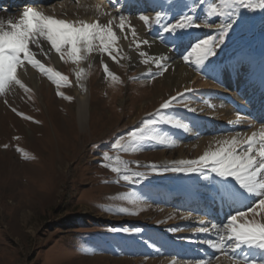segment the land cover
I'll use <instances>...</instances> for the list:
<instances>
[{
    "label": "rangeland",
    "instance_id": "374dc122",
    "mask_svg": "<svg viewBox=\"0 0 264 264\" xmlns=\"http://www.w3.org/2000/svg\"><path fill=\"white\" fill-rule=\"evenodd\" d=\"M27 1L19 0L17 5ZM80 2L107 7L112 3L48 0L43 5L66 3L76 10ZM219 2L205 0L201 5L199 0H172L165 7L162 24L176 23L182 14H189L201 27L164 33L153 21L151 27L144 25L136 32V40L142 34L149 43L126 51L120 48L116 61L94 51L87 60L73 64L62 61L46 41L41 40L43 52L32 46L37 58L66 75L70 84L58 89L28 65L18 69V78L30 91L13 84L0 94V264H231L205 241L217 240L212 225L227 222L236 210H244L247 201L224 196L220 178L207 170L188 174L162 170L174 161L198 158L205 151L200 148L204 142L237 133L251 135L264 125V91L256 81L253 53L264 47V9H240L210 62L197 68L191 62L194 57L187 64L183 60L199 40L218 38L215 27L203 24L205 19L213 24L226 22L223 17L206 16L209 5ZM3 14L0 11V19ZM128 35L132 37L130 31ZM159 41L172 53L163 62V74L152 70L146 52ZM139 50L147 55L141 56ZM102 64L118 79L107 77ZM78 66L85 70L82 76L90 86L92 103L83 129L78 125L74 86ZM179 67L193 73L188 82L182 80L186 70L180 72ZM25 69L30 70L29 76ZM58 91L72 99L62 98ZM178 93L183 97L161 111L186 124L188 130L160 123L151 133L164 136L172 146L145 140L135 151L112 149L117 138L127 139L130 131ZM104 152L111 161L103 159ZM116 157L126 161L131 172L145 175L124 181L123 171L104 166L122 167ZM151 164L160 171L153 172L147 167ZM120 208L129 212H119ZM248 218L262 219L264 214ZM201 219L207 232L195 231ZM236 255L264 264V252L257 249L243 246Z\"/></svg>",
    "mask_w": 264,
    "mask_h": 264
},
{
    "label": "snow or ice",
    "instance_id": "6c2138e0",
    "mask_svg": "<svg viewBox=\"0 0 264 264\" xmlns=\"http://www.w3.org/2000/svg\"><path fill=\"white\" fill-rule=\"evenodd\" d=\"M113 4L115 0H110ZM203 5L205 0H199ZM264 9V0H220L219 4L212 3L207 9V17H223L224 21L219 24H213L205 19L203 26L205 28L215 27L219 36H209L206 39L199 40L191 46V51L183 56V60L188 63L194 57L195 66L197 68L203 66L210 57L216 55L214 49L223 44L225 36L229 29L233 27V17L239 14L240 9ZM98 15H107L110 18L107 23H101L99 19L94 22L85 20H66L56 18L53 15L45 14L33 7L23 9L18 19L8 18L0 19V94H3L11 85L16 84L21 88L25 85L18 78V69H23L30 65L45 74L49 80L56 84L57 88L61 85H69V78L55 71L50 67H46L37 53L32 50L31 46L41 48V40L46 41L52 50L59 54L62 61H71L73 64H79L85 61L95 51L106 53L113 61L117 60L120 52L118 41L120 36L117 35L116 28L124 34V38L128 37L129 31L136 40L137 33L131 25L127 17L118 16V24L115 23L117 16L111 13L101 11L99 5L95 6ZM166 13H157L155 17V25H159L164 33H173L177 29H185L190 27H201L200 23H196L194 16L182 14L176 23L162 24L161 21L166 17ZM138 19L151 27L150 17L141 14ZM148 44L149 41H137L139 44ZM115 53V54H114ZM45 55H47L45 53ZM141 56L147 55L144 52ZM166 57L152 58L161 74L166 71L164 61ZM149 61L145 59L143 63ZM210 62V61H209ZM103 71L107 77L117 80L118 77L109 70L107 64H102ZM84 69L76 71V77L79 80L84 74ZM25 91L30 89L25 88ZM189 91V90H186ZM64 99L71 100L72 97L65 96L63 92H57ZM183 97V93L170 97L160 105V109L155 114H150L152 118L142 121L141 126L130 131L128 138H117L112 149L118 151L137 150L141 146V142L145 140L156 141L162 146H172V142L167 141L164 136L151 134L153 126L160 123L170 124L173 127L188 130V126L172 118H168L161 110L169 109L175 102ZM195 111V109H189ZM13 111H16L13 109ZM23 116V113H18ZM31 120V117H24ZM240 117L237 116V122ZM216 147H209L196 159L174 161L172 166H165L163 171L173 173H202L205 170L220 178L222 194L228 197H239L242 201L244 210H236L234 214L227 217V222L222 225H212L217 231V240H206L211 248L217 250L222 256L231 261V264H256L255 259L249 261L248 255L243 258L236 255L238 249L246 246L249 250L257 249L264 252V218L249 219V214L253 217L262 216L264 214V125H261L258 131H254L251 135H243L237 133L230 138L215 141ZM6 148L7 145H4ZM95 147V145H94ZM19 151V149H18ZM105 161H111L112 157L108 152L102 154ZM117 165L106 163L105 167H111L112 171L125 173L121 178L126 182H133L134 178H141L145 174L141 172H131L126 161H121L116 157ZM138 166H141L138 164ZM153 172L160 171L159 166L155 164L147 165ZM131 174H127L130 173ZM237 187L239 191H237ZM122 213H128L126 208L118 210ZM136 214V213H130ZM201 227L195 229L196 232H207L208 228L204 226V221L200 220ZM123 231L128 232L129 229ZM132 231L139 232L140 229ZM220 257H217L219 259ZM206 264V262H201Z\"/></svg>",
    "mask_w": 264,
    "mask_h": 264
},
{
    "label": "bare ground",
    "instance_id": "6f19581e",
    "mask_svg": "<svg viewBox=\"0 0 264 264\" xmlns=\"http://www.w3.org/2000/svg\"><path fill=\"white\" fill-rule=\"evenodd\" d=\"M47 1L48 0H30V1L25 2L24 5L19 6V5H17L19 0H0V11L4 13L2 16H3V19H5V20L10 18V17L14 18V19H18L24 8L33 7L39 11L44 12L45 14L53 15L56 18H63V19L70 20V21L80 19V20H85L88 22H94L95 20L99 19L101 23H107V20L110 17L107 15H98L95 11V6L99 5L101 8V11L111 13L113 16H117V20L115 21L116 24H118V16L119 15H123V16L127 17L128 20L130 21L131 25L135 28L136 32L139 33L141 27L144 26V23L138 19L139 15H141V14L148 15L150 17V23H151V22L155 21V17H156L155 13H157V11H159L160 13H165V7L172 0H149L151 2H147L146 0H126V2H127L126 5L124 3L125 0H116V1H120L119 7H116L112 3L110 4L111 7H107V6H103L99 2L90 3V4L87 2H85V3L80 2L78 4V8L76 10H72L66 3H57L56 5H54L52 7H46L43 5V3L47 2ZM146 2H147V6H144V4L146 5ZM177 9H178V7H177ZM179 9L183 10L180 7H179ZM152 15H154V16L152 17ZM175 15H176V12H175ZM116 32H117V35L120 36V39L118 41V47H119V49L121 48L125 51L129 48H132V49L138 48L136 46L137 41H143L145 39V37L142 34H139V38L137 40H134L129 35L125 39L124 34L120 32L119 28H116ZM173 39H176V38L174 37ZM162 42L163 41H159V43H155L154 47H149L148 50L146 51L151 56V59L152 58L158 59L159 57H162V56L166 57V58L172 56V53L169 52V50H167V49L165 50L162 47H160V44ZM176 44H177V46H180L181 43H179V41H177ZM184 45H186V44H184ZM177 50H180V49L177 47ZM142 51H144V50H139L137 52H139V54H140ZM253 53H254V57H255L254 63L256 64L254 67L256 70V81L258 82L260 88L263 89V90L260 89V91H264V47L259 48L258 50L254 49ZM152 64H153L151 67L152 70L154 69L155 71H160V69L157 68V66L153 62V60H152ZM174 66H176V65H174ZM81 68H82V66H78L77 70H79ZM183 68L184 67H179L178 69L180 71ZM185 68H188V65ZM185 68H184V70H186V71L183 72V74L184 73H186V74H184V76H182L183 79L182 78L181 79L183 81L188 82V80L193 76V73L187 71L189 69H185ZM25 71L28 72L27 73L28 76L31 74L29 69H28V71H27V69H25ZM150 71H151V69H149L147 72H150ZM175 74H177V73H175ZM236 78H237V76L234 75L233 80H236ZM84 81H85V79L83 78V76L79 80L76 77L75 83H74L75 94L77 97V120H78V125L82 129L85 128V126H87L88 120H89L91 113H92L90 86H89V84L86 85L87 83H85ZM256 92H258V91H256ZM239 110H240L241 114L245 113L243 108H239ZM172 131L174 132V130H172ZM230 137L219 138V140H222L225 138H230ZM210 146L212 148H215L216 147L215 141L208 142V144L204 142L202 144V146H200V148L205 149V151H206L209 149Z\"/></svg>",
    "mask_w": 264,
    "mask_h": 264
}]
</instances>
